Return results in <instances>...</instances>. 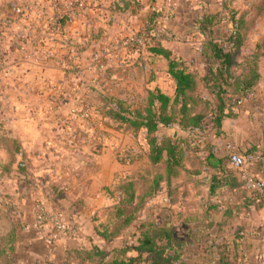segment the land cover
<instances>
[{
	"label": "rangeland",
	"instance_id": "obj_1",
	"mask_svg": "<svg viewBox=\"0 0 264 264\" xmlns=\"http://www.w3.org/2000/svg\"><path fill=\"white\" fill-rule=\"evenodd\" d=\"M248 1L242 0L243 8ZM127 3L0 0V146H25L27 170L48 194L54 186L55 196L63 193L65 200L76 202L81 191L89 193L77 201L74 216L68 215L80 228L76 240L85 236L83 216L96 224L110 218L114 201L104 189L111 188L113 183L106 184L110 177L116 181L139 170L152 171L144 156L128 162L129 155L144 152L145 134L127 129L119 118L144 108L154 69L164 64L150 55L151 46L178 38L160 21L153 28L155 37L136 46L123 42L149 30L146 21L152 12L170 17L182 1ZM262 24L244 47L254 45ZM162 29L170 36H157ZM89 176L94 183L78 189L80 178ZM263 257L257 264H264Z\"/></svg>",
	"mask_w": 264,
	"mask_h": 264
},
{
	"label": "trees",
	"instance_id": "obj_2",
	"mask_svg": "<svg viewBox=\"0 0 264 264\" xmlns=\"http://www.w3.org/2000/svg\"><path fill=\"white\" fill-rule=\"evenodd\" d=\"M118 1L129 5L127 0ZM220 1V11L197 15L192 26V32L206 36L204 73L188 70L184 62L171 57L160 43L151 46L150 52L167 60V73L175 84L174 95L170 97L159 89L147 90L144 108L119 119L126 122L127 129L145 134L147 146L144 152L129 155L128 162L144 156L152 171L139 170L120 177L111 188H104L114 204L110 207V218L93 229L102 243L92 244L88 249L70 250L67 264H71V259H76L79 264H183V253L191 243L192 229L180 236L172 225L142 221V213L160 192L165 193L170 204L179 202L180 196H185V190L184 184L180 186L177 179L206 172L210 175V190L226 184L219 172H231L223 165L229 153L219 154L206 137L209 131L219 129L225 116L231 114L229 109L235 104L233 96L241 97L253 90L259 79V58L264 56V35L254 44L253 53L243 50L250 33L264 20V0H249L247 8L242 9L232 7L235 0ZM161 19L159 14L152 12L146 21V29L154 28ZM218 26L224 28L223 32L214 34L213 30ZM168 128L173 129L171 134L165 133L164 129ZM0 148L8 157L4 169L10 170L14 164L20 172L27 170V156L22 146ZM236 184L243 189V209L250 205L259 209L264 205V199L257 192L248 190L242 179ZM51 188L49 195L54 198L53 203L60 200L54 204H62L63 193L55 196L56 187ZM183 203L180 201L181 205ZM226 216L232 215L226 213ZM116 220L119 224L113 228ZM137 223L135 240L130 244L116 242ZM230 251L228 248L220 251L215 264H237L236 258L231 260ZM262 259L264 261V257Z\"/></svg>",
	"mask_w": 264,
	"mask_h": 264
},
{
	"label": "crops",
	"instance_id": "obj_3",
	"mask_svg": "<svg viewBox=\"0 0 264 264\" xmlns=\"http://www.w3.org/2000/svg\"><path fill=\"white\" fill-rule=\"evenodd\" d=\"M181 1L182 3L175 5L170 17L161 19L163 25L168 26L178 40L165 41L160 45L170 52L171 57L184 62L188 70L204 73L207 53L203 51V44L206 36L192 32V26L197 15L207 11H219L221 1ZM232 7L243 8L242 0L233 1ZM261 30L254 44L264 35V25ZM221 32L222 26L213 30L214 34ZM195 37L198 40L196 43ZM243 50L253 53L255 48L253 45ZM149 53L154 58H162L164 64L162 62L160 68L154 69L155 76L150 81L152 86L148 90L159 89L172 97L175 84L167 73V60L154 52ZM258 73L259 79L253 90L241 97L233 96L235 104L229 109L231 114L225 116L219 129L209 131L206 137V141L214 145L219 154L237 153L243 156L244 167L235 168L226 159L223 165L231 172H219L226 184L213 190H210V175L206 172L186 177L184 180L177 179L179 185L184 184L185 196H180V201L184 202L182 205L180 201L170 204L165 193L160 192L149 201L142 213V221L172 225L180 236H185L192 229L189 235L191 243L183 253V264H215L217 254L224 248L231 249V260L236 258L237 264H257L258 259L264 255V205L259 209L253 205L243 209V189L236 184L240 179L245 182L246 177L264 182V56L259 58ZM7 161L5 151L0 148V264H67L70 250L79 247L88 249L92 244L102 243L93 233L96 220L91 221L87 216L80 218L85 233L81 240L53 241L49 239L47 231L39 233L32 224L35 203L41 202L49 209H59L67 216H74L76 204L89 193L81 191L78 202L68 198L60 205L52 204L47 189L32 177L30 169L20 172L13 164L10 170H6L3 166ZM90 182L94 183L93 176L88 179L81 177L78 189ZM114 182L110 177L106 184ZM101 195L106 197L107 194L101 191ZM72 196H76L75 188ZM226 213L232 216L228 218ZM137 227L138 223L128 228L116 242L130 244L135 240ZM130 232L133 234L130 235ZM70 262L79 264L76 259H71Z\"/></svg>",
	"mask_w": 264,
	"mask_h": 264
},
{
	"label": "built area",
	"instance_id": "obj_4",
	"mask_svg": "<svg viewBox=\"0 0 264 264\" xmlns=\"http://www.w3.org/2000/svg\"><path fill=\"white\" fill-rule=\"evenodd\" d=\"M157 36H170L166 29L158 30ZM162 34V35H161ZM155 37L156 33L153 28L141 32L136 36H129L123 42V45L136 46L142 43L144 38ZM228 160L235 168H242L245 165L243 156L237 153H229ZM245 187L250 191L257 192L264 199V182L252 178H244ZM33 227L41 234L44 231L48 232L50 240L59 241L62 239H77L80 234V228L76 219L69 218L66 214L59 209H49L41 202L34 204L32 213Z\"/></svg>",
	"mask_w": 264,
	"mask_h": 264
}]
</instances>
